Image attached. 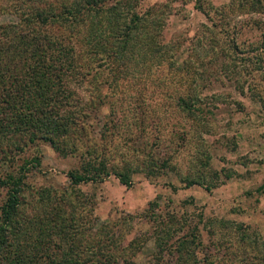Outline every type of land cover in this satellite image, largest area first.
Masks as SVG:
<instances>
[{
    "label": "trees",
    "instance_id": "obj_1",
    "mask_svg": "<svg viewBox=\"0 0 264 264\" xmlns=\"http://www.w3.org/2000/svg\"><path fill=\"white\" fill-rule=\"evenodd\" d=\"M3 1L0 14L11 12L15 20L0 23V264L115 263L110 241L98 239L96 246L91 241V201L76 186L102 181L111 173L128 186V165H108L93 147L79 153L78 165L65 171L68 186L35 188L26 174L40 160L27 157L25 149L47 142L65 156L74 148L73 139L83 134L88 113H95L97 100L101 102L98 93L104 84L128 80L140 65L148 69L163 62L166 73L179 79L174 104L197 134L211 112L202 100L227 95L211 89L215 85L232 87L264 111V0L205 7L194 0L208 22L202 51L209 52V59L203 61L191 58L187 50L183 57L174 47L167 52L156 14L162 12V3L154 13L150 8L135 11L123 0ZM107 129H100L101 137ZM201 155L195 166L210 172L207 157ZM148 162L149 172L171 168L165 157L151 156ZM195 173L181 180L185 185L201 183L204 172L196 168ZM25 192L33 198L26 201ZM235 225L237 246H225L221 253L220 245L215 254L196 255L192 240L187 250L178 240L170 264H264V242L250 238L247 226ZM157 248L151 264L163 263L166 249L160 242Z\"/></svg>",
    "mask_w": 264,
    "mask_h": 264
},
{
    "label": "rangeland",
    "instance_id": "obj_2",
    "mask_svg": "<svg viewBox=\"0 0 264 264\" xmlns=\"http://www.w3.org/2000/svg\"><path fill=\"white\" fill-rule=\"evenodd\" d=\"M123 1L135 11L150 8L154 12L164 4L162 12L156 10V14L161 17L160 35L168 42L167 52L174 47L179 56L188 51L191 58L209 59V52L202 51L207 44L209 31L204 25L208 22L193 6L194 0ZM199 1L205 7L229 0ZM0 4L5 5L3 0ZM12 20L11 12L0 14V23ZM162 63L148 69L140 65L131 70L128 80H119L115 86L104 84L98 93L101 102L97 100L95 113H88L83 134L81 131L73 139L74 148L66 150L65 156L57 155L47 142L25 149L27 157L36 155L40 160L26 174V181L35 188L68 186L65 171L78 165L79 153L93 147L102 152L108 165H128V186L112 173L102 181L76 186L91 201V241H95L94 246L98 239L110 241L116 257L112 264L126 260L151 264L158 242L166 249L162 264L174 261L172 251L178 240L184 242L186 250L192 240L196 255L215 254L220 245L219 252H226L225 246H237L235 224L240 223L247 226L250 238L259 237L264 242V111L260 103L239 95L232 87L215 85L211 89L227 95L216 101L208 96L202 100L211 112L197 134L195 125L184 119L174 104L179 79L166 73ZM104 126L108 129L103 138L100 129ZM200 152L207 157L210 172L195 166ZM151 156L159 160L165 157L171 168L149 172ZM196 168L204 172V180L185 185L181 177L195 176ZM2 195L0 190V200ZM31 197L25 192L26 201Z\"/></svg>",
    "mask_w": 264,
    "mask_h": 264
}]
</instances>
